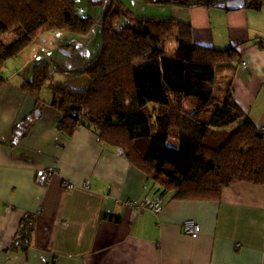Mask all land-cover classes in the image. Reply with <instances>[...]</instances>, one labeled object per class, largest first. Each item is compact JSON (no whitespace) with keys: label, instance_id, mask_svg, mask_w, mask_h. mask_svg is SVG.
Instances as JSON below:
<instances>
[{"label":"crops","instance_id":"crops-1","mask_svg":"<svg viewBox=\"0 0 264 264\" xmlns=\"http://www.w3.org/2000/svg\"><path fill=\"white\" fill-rule=\"evenodd\" d=\"M261 2L258 9L179 4L176 15H165L190 24L199 45L239 51L218 69L216 82L230 80L235 101L259 128L264 127ZM16 60L3 68L0 83V264H264V184L236 182L208 200L172 199L164 192L159 212L136 213L127 202L145 199L153 180L105 144L94 127L63 132L51 86L39 97L21 87L33 66L47 58ZM60 81L73 88L88 84V79ZM186 108L193 110L187 103ZM54 164L57 173L47 185L36 184L37 170ZM67 180L74 189H66ZM26 218L33 220L27 244L19 241ZM186 220L200 225L196 237L184 233Z\"/></svg>","mask_w":264,"mask_h":264},{"label":"trees","instance_id":"trees-1","mask_svg":"<svg viewBox=\"0 0 264 264\" xmlns=\"http://www.w3.org/2000/svg\"><path fill=\"white\" fill-rule=\"evenodd\" d=\"M155 1L231 9L228 2L234 0ZM244 2L243 7L255 9L262 3ZM103 18L102 46L82 72L89 77L85 88L51 79L46 61L35 64L32 77L21 84L39 97L49 83L52 103L63 114L60 129L71 134L80 126L94 127L105 144L162 183V193L172 199H218L236 182L264 184V132L235 101L230 80L216 82V71L237 59L239 51L199 45L190 24L173 17H137L121 4L107 8ZM94 23L78 15L74 0H0V83L8 60L41 32L84 33ZM169 38L176 41L173 51L166 46ZM143 59L142 65L134 64ZM170 137L179 145L170 144ZM22 232L19 241L29 243L32 227L25 224Z\"/></svg>","mask_w":264,"mask_h":264},{"label":"rangeland","instance_id":"rangeland-1","mask_svg":"<svg viewBox=\"0 0 264 264\" xmlns=\"http://www.w3.org/2000/svg\"><path fill=\"white\" fill-rule=\"evenodd\" d=\"M118 4H121L123 8L128 9L137 17L157 16L161 18H165V15L172 13L176 15V12H178L177 7L180 6L177 3L157 2L155 0H101L96 2H93V0H74V7L78 15L82 18L90 17L95 21L89 32L82 33L61 28L41 32L15 58L8 60L7 64L11 67L14 65L15 59H20L21 64L29 56L34 58L38 56L39 58L45 57L51 67V77L56 79V81L63 79L74 83L85 82L88 79L89 83V77L86 74L83 75L82 72L85 69V65L96 59L102 46L103 16L107 8L111 6L115 8ZM166 46L168 50L173 51L176 46L175 39L169 38ZM144 62L146 60L143 59L136 61L134 64L140 66ZM218 73L220 76V72ZM48 85L49 83L42 88L41 93H48ZM187 104L189 105L190 102H187ZM173 139L177 141L175 138Z\"/></svg>","mask_w":264,"mask_h":264},{"label":"built area","instance_id":"built-area-1","mask_svg":"<svg viewBox=\"0 0 264 264\" xmlns=\"http://www.w3.org/2000/svg\"><path fill=\"white\" fill-rule=\"evenodd\" d=\"M242 67H247V62L243 60L241 62ZM262 132H264V127L261 129ZM57 164L50 165L47 167H43L42 169L37 170V175L35 178L36 184L43 186L47 185V183L54 177V175L57 173ZM66 189H74L75 184L70 182V181H65L64 182ZM91 186V182L88 180H85L83 182V187L85 189H89ZM164 189L162 183H155L154 187L150 189L149 194L145 199H143L141 202H134V201H128L127 204L132 206L135 210L136 213L138 211H141L143 209H152L155 212H159L161 210L160 206V199H161V193L162 190ZM25 224L32 225L33 220L30 218H26L24 222L20 225V230L23 228ZM183 231L185 234H188L190 236L196 237L199 233L200 225L196 223L193 220H186L183 224ZM239 243H236V246H238Z\"/></svg>","mask_w":264,"mask_h":264},{"label":"water","instance_id":"water-1","mask_svg":"<svg viewBox=\"0 0 264 264\" xmlns=\"http://www.w3.org/2000/svg\"><path fill=\"white\" fill-rule=\"evenodd\" d=\"M94 1L96 2V1H101V0H93V2ZM244 3H245L244 0H234V1L228 2V6L231 8L243 7Z\"/></svg>","mask_w":264,"mask_h":264}]
</instances>
